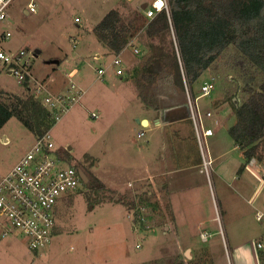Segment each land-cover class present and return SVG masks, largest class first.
<instances>
[{
    "label": "rangeland",
    "instance_id": "374dc122",
    "mask_svg": "<svg viewBox=\"0 0 264 264\" xmlns=\"http://www.w3.org/2000/svg\"><path fill=\"white\" fill-rule=\"evenodd\" d=\"M29 1L12 0L8 5L7 17L0 20V33L9 31L10 35L0 38V46L11 52L23 48L33 54L32 79L20 82L0 68V99L9 103L15 96L27 99L32 95L40 106L50 109L44 99L47 92L37 91L34 79L48 83V93H67L68 89L79 93L76 101L59 112L48 130L54 146L67 152L62 166L81 165L88 180L58 198L53 208L50 240L39 250H31L21 231L0 216V264H193L173 235L160 234L156 217L143 214L141 208L146 204L140 192L131 191L138 184L133 179L140 172L139 150L150 133L146 131L137 137L132 117L143 103L158 106L164 103L163 94L170 96L180 89L174 66L170 64L157 73V66L141 63L144 49L133 41L138 53L130 46L121 52L125 60L123 77L119 78L112 70L98 77L95 68L106 64L112 54L98 43V49L88 46L90 38L95 40L93 25L111 8L145 0H32L35 12L25 13ZM96 52L98 56H94ZM221 63L204 73L205 77L215 76L214 88L201 99L212 109V117H204V122L217 131L214 129L215 133L207 140L213 162L211 181L206 178L203 210L208 217L216 216L217 220L211 224L218 232V220L226 226L231 221L235 235L240 233L238 226L245 220L250 227L246 231L248 239L264 244V191L256 203L247 200L259 178L251 169L243 168L245 157L228 132L235 122L232 105L229 101L212 103L224 95L226 84L230 83L228 75H234ZM72 68H76V73L68 77ZM201 81L193 87L198 90ZM71 82L76 85L73 90ZM29 118L31 122L35 120ZM34 133L16 115H11L0 127V177L34 143ZM216 153H222L223 160L233 163L234 172L243 174L241 179L231 183L232 174L225 181L218 177ZM258 153L260 162H255L262 166L264 140L259 143ZM132 165L135 170L139 168L137 173ZM227 167L229 172L233 171L232 164ZM257 211L262 212L260 220L256 218ZM4 231L7 233L3 234ZM221 237L219 233L206 237L207 244L213 245L212 252H208L212 256L208 258L226 264L221 258L227 253ZM186 239H192L193 245L205 244L198 231Z\"/></svg>",
    "mask_w": 264,
    "mask_h": 264
},
{
    "label": "trees",
    "instance_id": "16d2710c",
    "mask_svg": "<svg viewBox=\"0 0 264 264\" xmlns=\"http://www.w3.org/2000/svg\"><path fill=\"white\" fill-rule=\"evenodd\" d=\"M140 4L128 2L111 8L93 25L101 49L113 56L135 41L144 49L141 63L157 66V73L171 64L183 87L181 62L194 94L199 88L195 92L193 86L205 71L223 62L234 75H228L230 83L214 105L229 101L235 115L228 129L230 136L246 162L260 159L258 146L264 140V0H168L169 15L163 10L152 18ZM11 115L31 126L35 134L48 130L55 121V111L40 106L32 95L27 99L15 96L9 103L0 99V127ZM30 116L35 118L33 122ZM57 153L64 159L67 155L65 150L57 149Z\"/></svg>",
    "mask_w": 264,
    "mask_h": 264
},
{
    "label": "crops",
    "instance_id": "0c3cea01",
    "mask_svg": "<svg viewBox=\"0 0 264 264\" xmlns=\"http://www.w3.org/2000/svg\"><path fill=\"white\" fill-rule=\"evenodd\" d=\"M143 2H146V0L141 1V4ZM24 12L29 13L26 9H24ZM90 39L88 40V46L98 49L96 39ZM94 56H98L97 52ZM123 61L125 60L123 59ZM133 67V69L136 68V66ZM70 72L74 75L76 68H72ZM122 75L119 78H122ZM203 78H205L204 74L201 79L203 80ZM47 85L48 83L46 87ZM177 86L180 89L170 96L167 94L162 95L164 103L158 106L143 103L141 110L132 117L134 129H137V133L142 129L144 132L150 131V133L139 150L141 151L140 169L136 167L135 170L132 165L135 173L138 169L140 172L133 179L138 184L131 191L132 193L140 192L141 198L145 199L143 203L146 204L141 208L143 214L150 218L156 217L157 224L161 229L160 234L163 236L173 235L179 247H184L185 251H188V256L185 255V252L183 254L186 259H189V262L193 261V264H198L197 261L200 260L199 264H217L216 259L210 260L208 258L212 256L208 252L209 250L212 252L213 245L211 243L207 244L208 238L206 237L218 236L219 233L222 236V242L226 243L227 253L221 257L226 264L227 262L228 264H264V244L259 247L258 243L260 241L253 242V240L248 239L246 231L250 227L247 221L243 220L239 224L240 236L238 237L239 234L235 235V226L231 221L228 220L226 226L223 221L219 222L218 220L220 233L211 224V221L217 220L216 216L211 215L208 217L203 210V202L205 201L203 194L207 189V179L200 169V152L194 137L192 123L188 118L185 94L179 82ZM194 91L196 92L197 88H194ZM194 95L197 96L198 93L196 92ZM202 97L198 98L200 108L210 110L211 108L206 105L205 101L201 100ZM136 118H139V120L145 118L147 123L142 125L136 121ZM142 126H146V128L144 129ZM214 129L213 133H215V130L217 131V128ZM235 147L239 146L235 144ZM215 156L218 159L216 167L219 172L218 177L222 181H225V178L230 177L231 174V183L232 181L235 182L236 179H241L243 174L239 175L238 170L234 172L236 167L226 159L223 160L222 153L219 155L216 153ZM255 161L260 162L252 159L243 164L241 163L243 168L251 169L259 178L255 189L247 199L250 203H256L262 191H264V179H260L257 172L261 164H257ZM231 164L234 168L232 172H229L230 169L227 166H231ZM76 166L80 167L81 165L77 164ZM137 188H139L138 191ZM196 231H198L201 242L205 244L193 245L191 242L193 238L186 239V236L195 235ZM216 240L219 241L218 238Z\"/></svg>",
    "mask_w": 264,
    "mask_h": 264
},
{
    "label": "built area",
    "instance_id": "2783aa9c",
    "mask_svg": "<svg viewBox=\"0 0 264 264\" xmlns=\"http://www.w3.org/2000/svg\"><path fill=\"white\" fill-rule=\"evenodd\" d=\"M11 1L0 0V20L7 17L6 9ZM146 2L147 5L143 11L147 17L152 18L163 10L169 15L168 0H147ZM26 11L35 12V4L32 0L27 3ZM75 20L78 21L79 18L76 17ZM9 35L10 32L6 31L2 32L0 37L5 39ZM128 46L134 53H138L139 50L133 41H130L126 47ZM176 51L178 54L177 48ZM121 52L111 56L106 64L95 68L98 77H103L111 70L116 76H121L124 73ZM32 57L33 54L23 48L11 52L0 46V68H5L20 82L32 79ZM179 66L188 118L192 123L194 137L200 152V169L210 182L213 161L209 154L207 140L213 134V129L204 122V117H212V113L210 110L200 108L198 98L206 96L212 91L215 76L208 75L203 78L196 96L185 77L181 62ZM68 77H73V73L69 72ZM34 83H36L37 91L47 92L44 99L50 109L55 111V119L59 117L60 111L67 109V106H70L79 97V93L76 95L75 91H69V89L67 93H48L43 82L34 79ZM75 88L76 85L71 82L70 89ZM92 115L96 114L92 113ZM144 133L143 129L140 130L137 137L143 136ZM57 149L54 146L50 130L36 133L34 143L11 169L0 177V216L21 231L31 250L43 248L50 240L54 227L53 208L58 198L77 188L79 182H83L76 165L62 166L64 158L57 153ZM260 167L259 176L260 179H264V165ZM256 218L261 219L262 213L257 212ZM6 233V231L3 232V234ZM258 246H262V243H258Z\"/></svg>",
    "mask_w": 264,
    "mask_h": 264
},
{
    "label": "water",
    "instance_id": "95a60500",
    "mask_svg": "<svg viewBox=\"0 0 264 264\" xmlns=\"http://www.w3.org/2000/svg\"><path fill=\"white\" fill-rule=\"evenodd\" d=\"M146 5H147V2H143L142 4H140V8H141V9H144V8L146 7ZM36 51H38V50H36ZM54 62L57 63L58 60H55ZM233 99H235V98H233ZM136 121H137V122H140L142 125H145V124L147 123V120H146L145 118H143V119H141V120H139V118H136ZM80 170H81V169H80ZM80 170H79V173H80ZM80 177H81V179H82L83 182H87V181H84V179L82 178L81 174H80ZM185 255L188 256V254H187V250L185 251Z\"/></svg>",
    "mask_w": 264,
    "mask_h": 264
},
{
    "label": "bare ground",
    "instance_id": "6f19581e",
    "mask_svg": "<svg viewBox=\"0 0 264 264\" xmlns=\"http://www.w3.org/2000/svg\"><path fill=\"white\" fill-rule=\"evenodd\" d=\"M80 174H81L82 178L84 179V181L88 180L86 175L84 174V171L80 170ZM187 254H188V251H187Z\"/></svg>",
    "mask_w": 264,
    "mask_h": 264
},
{
    "label": "flooded vegetation",
    "instance_id": "af4514ba",
    "mask_svg": "<svg viewBox=\"0 0 264 264\" xmlns=\"http://www.w3.org/2000/svg\"><path fill=\"white\" fill-rule=\"evenodd\" d=\"M77 168H78V172H79L80 169H81L82 171H85L84 168H83L82 166H80V167L77 166Z\"/></svg>",
    "mask_w": 264,
    "mask_h": 264
}]
</instances>
